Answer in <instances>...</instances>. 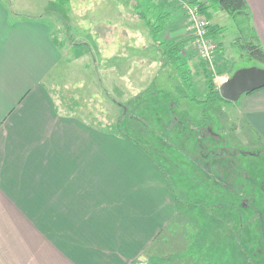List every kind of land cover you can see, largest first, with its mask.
Segmentation results:
<instances>
[{"label": "crops", "instance_id": "0c3cea01", "mask_svg": "<svg viewBox=\"0 0 264 264\" xmlns=\"http://www.w3.org/2000/svg\"><path fill=\"white\" fill-rule=\"evenodd\" d=\"M150 1L144 5L147 12L149 7L168 12L173 30L183 32L180 8L164 1L156 8ZM246 1L264 46V0ZM215 12L211 24H216ZM176 14L182 15L180 26ZM56 23L12 13L0 0V264L185 263L179 260L177 238L174 251L162 254L174 220L199 224L194 204L183 210V191L177 188L176 201L166 178L138 146L89 116L60 110L45 84L63 62L68 43L56 38ZM93 25L88 34H102L104 24ZM237 103L242 128L250 127L264 148V87L241 95ZM195 228L187 233L189 242L200 234V244L209 246H200L207 256L188 264H211L213 233L204 239Z\"/></svg>", "mask_w": 264, "mask_h": 264}, {"label": "rangeland", "instance_id": "374dc122", "mask_svg": "<svg viewBox=\"0 0 264 264\" xmlns=\"http://www.w3.org/2000/svg\"><path fill=\"white\" fill-rule=\"evenodd\" d=\"M43 1L5 0L12 13H27L31 17L39 15L56 20V38L59 41L68 42L67 44L63 42L67 47L63 48L65 53L63 62L53 70L52 75L44 79L45 84L53 88L60 110L89 116L94 120L95 125L102 128H105L107 123H114L117 116L124 113L118 103L128 106L132 114L147 113L149 116L153 114L155 118L156 116L163 118L162 115L166 111L170 114L178 113L179 117L187 115L193 119L205 116L210 121L212 129L219 132L227 145L242 149L239 164L242 163L241 167L243 166L246 170L243 182L252 195L244 198L249 204L240 205L237 211L239 217L243 215L244 227L242 226L240 230L241 240L243 247L252 246L255 249L253 257L258 261L257 264H264V192L261 189L264 180V148H260V142L250 127L244 124L242 128L243 121L237 107L238 100L198 103L193 99L204 98L206 88L200 68L202 58L197 55L193 38L185 28V19H183V32H176L171 27L173 21L167 18L166 30L160 32L155 38L157 41H174L175 39L185 41L183 57L191 68L189 73L191 84L188 83V86L183 84L174 68L162 65L159 44L151 37L146 18L137 16V13L138 15L143 13L154 21L159 15L160 12L151 7H149L151 13L147 12V8L144 7L146 0H135L134 7L131 5V0H48V3L44 4L46 6H43ZM163 1L153 0L150 3L158 8L157 4H165ZM164 2L169 7L174 5V3ZM174 7L179 9L177 5ZM213 16L217 25L226 28L221 39V48L216 53L214 67L211 68L214 83L219 86L238 68L249 66L264 68V62L250 59L246 52L240 49L238 42L233 43L234 39L240 37L233 17L224 11L215 12ZM180 18L182 20V15L176 14L175 21L177 19L179 26ZM96 22H101L104 26L101 29L102 34L96 33L93 37L88 33L94 31L93 24ZM216 50L217 44L215 52ZM129 71L132 73L124 74ZM126 125L132 128L139 127L134 123H126ZM150 136V133L143 134L146 138ZM212 137L210 134L207 138L211 140ZM142 144L145 146L146 143L142 142ZM163 149L168 156L172 158L176 156L179 160V152L171 153L170 147L165 146ZM172 180L181 191L185 192L181 194V197L186 200L180 203L183 210L189 206L187 199L204 198L205 190L197 184H192L184 171L175 172ZM210 192L211 190L207 191L208 196H205L209 202L214 199ZM228 199L229 196L225 195V200ZM221 208L225 211L220 212L215 209V213L222 216L219 220L214 210L209 209V212H212L206 213L197 205L193 206L200 226L196 220L191 224L187 221L186 228L183 222L176 225L175 230L172 226L170 229L172 232H168L165 243L167 250H164L162 255L166 256L174 251L173 241L177 238L180 247L177 251L182 253L179 258L185 262L184 264L188 263V259L185 258L186 250L189 248L188 235L192 233V229H196L195 227L199 228L197 232L203 233L201 235L204 239L210 235V232L213 233V238H208L209 244L213 247L210 252L212 258L215 259L219 251L222 254H229L232 241L228 228L231 223L227 222L228 218H226L228 210L225 206ZM206 214L208 216L204 217ZM225 218L226 222H224ZM202 222L206 223L203 228H201ZM223 224L227 226L224 227ZM252 235L256 239L252 238ZM200 238L202 237L199 234V241H201ZM221 257L223 259L226 255ZM214 259L209 262L227 264L224 261L216 263ZM165 260L166 262L173 260L172 255L165 257ZM148 263L162 264L163 262L154 259L153 262L148 261Z\"/></svg>", "mask_w": 264, "mask_h": 264}, {"label": "trees", "instance_id": "16d2710c", "mask_svg": "<svg viewBox=\"0 0 264 264\" xmlns=\"http://www.w3.org/2000/svg\"><path fill=\"white\" fill-rule=\"evenodd\" d=\"M190 2L198 5L200 11L209 20L212 17L213 11H224L232 16L240 34V37L238 36L234 39L233 43L238 42L240 49L244 50L250 59L264 62V46L259 42L251 25V18L246 0H190ZM174 5L176 6L177 4ZM177 6L182 11V8L179 5ZM137 16L143 19L146 18L145 21L149 25L151 37L154 40H156L155 37L160 32L166 30L165 27L169 16L168 12L160 13L154 21H151L143 13L142 15H138L137 13ZM225 30L226 28L224 26L217 24H211L207 30V36L212 38L217 44L215 58L217 51L221 48V39ZM183 41L182 39H175L174 41L156 40V43L159 44L158 47L161 52L162 65H168L174 68L179 74L183 84L188 86V83L191 84L189 77L191 68L187 60H184L183 57V45L185 44V41ZM200 68L206 88L204 98L193 99L198 103L214 101L228 102V100L220 95L218 86L214 83L211 69L203 59L200 61ZM118 104L121 105L120 107L124 110V113H120L114 123H107L104 129L114 132L119 137L130 140L151 158L161 174L166 178L169 189L176 201H180V199L177 194L178 187L172 180L173 174L177 171H184L192 184L199 185L206 193L211 190V196H214L212 202L204 201L206 198L205 196H208L204 193V198L194 200L192 198L187 199V204H191L190 202H192L194 206L197 205V207L202 208V210L207 213L212 212H209V209L214 210V213L216 212L215 209L220 212L225 211L221 208L223 206L228 210V216L226 218H228L227 222L231 223L228 230L231 234L232 242L229 254H221V251H219L218 256L214 259L215 262L221 263L224 261L227 264H253L255 262L257 264L258 261L253 257L255 249L252 246L247 248V246L243 247L242 245L243 241L241 240L240 230L243 226V215L239 217L237 213L240 205L249 204L248 200L244 198L252 195V192L246 188L243 182L246 170L243 166L241 167V165H243L242 163L239 164V158L242 157V154H240L242 149L227 145L224 142V138L219 135V132L212 129L210 121H208L205 116L193 119L187 115L179 117L178 113L170 114L166 111V113L162 115L163 118H157V116L155 118L153 114L151 116L147 113L142 115L132 114L129 112L128 106L122 103ZM126 123H134L139 127L136 126L135 128L132 125V128L131 126H127ZM145 132L150 133L151 136L147 138L143 137ZM210 134L213 137L211 140H208L207 137ZM142 142L146 143L145 146ZM163 146L170 147L172 150L171 153H174V151L177 153L179 152V160L176 156H173V158L168 156ZM261 189L264 192V180ZM190 191L192 192V190ZM196 191H198L197 187ZM225 195L229 196L227 201L225 200ZM183 202H186V200H183ZM215 215L218 216L217 219L219 220L220 217H222L218 215V213H215ZM226 218L224 222H226ZM237 219H239L240 222L237 221ZM182 222L184 226L187 224L185 218ZM174 225H178L177 220H174L169 227H167V229H169L168 232H172L170 228ZM223 226L226 227L227 225L223 224ZM186 227L187 226H185V228ZM235 228H237V230ZM250 230L252 229L250 228ZM251 237L256 239L253 235ZM188 239H190V237H188ZM200 239L202 240V238ZM200 242L198 238L192 243L189 242V248L185 253V258L188 259L187 262H189L191 258H195L194 262L196 260L198 262L199 256L205 254L207 256V252L200 247L203 246L199 244ZM214 249L218 251V249ZM222 255H226V257L222 259ZM179 260L181 259L179 258Z\"/></svg>", "mask_w": 264, "mask_h": 264}, {"label": "built area", "instance_id": "2783aa9c", "mask_svg": "<svg viewBox=\"0 0 264 264\" xmlns=\"http://www.w3.org/2000/svg\"><path fill=\"white\" fill-rule=\"evenodd\" d=\"M182 8L185 16V28L193 38L197 48V55L207 62L208 67H214L216 43L207 36L211 21L200 11L198 5L190 0H164Z\"/></svg>", "mask_w": 264, "mask_h": 264}, {"label": "water", "instance_id": "95a60500", "mask_svg": "<svg viewBox=\"0 0 264 264\" xmlns=\"http://www.w3.org/2000/svg\"><path fill=\"white\" fill-rule=\"evenodd\" d=\"M264 87V68L249 66L236 69L219 86L220 95L228 101H237L241 95Z\"/></svg>", "mask_w": 264, "mask_h": 264}]
</instances>
